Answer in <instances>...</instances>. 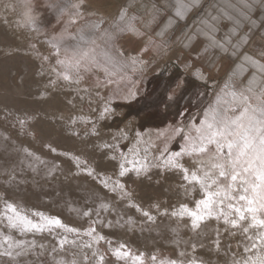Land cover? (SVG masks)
Masks as SVG:
<instances>
[{
  "label": "rangeland",
  "instance_id": "1",
  "mask_svg": "<svg viewBox=\"0 0 264 264\" xmlns=\"http://www.w3.org/2000/svg\"><path fill=\"white\" fill-rule=\"evenodd\" d=\"M151 11V1L144 4V0H0V60L1 57L22 56L36 66L22 80L23 92L17 94L26 96L25 102L9 100L6 94L14 93L0 89V94L5 93L0 95V123L18 138L29 139L35 146L64 157L71 165L69 175L91 178L116 196L118 202L126 203L150 225H156L160 215L172 217L182 204L194 208L195 203L176 205L170 195L160 193L158 198H152L150 191L162 186L161 182L169 180L167 177L173 174L178 177V185L182 184L185 189L193 186L183 179V168L195 170L198 167L194 164L196 154H187L198 142L197 128L203 131L202 122L211 121L213 115L218 119L234 118L245 108L250 114L253 109L264 108V78L258 84L247 85L232 73L228 64H219L212 53L169 50L168 42L177 39L154 36L158 23L150 18ZM23 74L15 72L16 78H12L15 86ZM65 75L69 79H64ZM55 95L73 109L49 115L55 113L48 107ZM40 118L51 122L55 128L54 134L46 140L37 128ZM0 134L10 143H17L1 130ZM10 143L0 139V183L12 182L14 178L20 180L19 170L22 175L32 178L33 173L26 170V162L14 152L20 147ZM85 143L89 152L96 154L95 159L88 151H82ZM27 150L24 156L31 162L32 154ZM174 153L181 155L173 156ZM169 157L182 168L166 164ZM103 161L114 164L113 168H101L99 163ZM121 164L129 169L124 176L119 175ZM143 165L147 166L146 170ZM35 176L37 184L43 182L52 188L55 183V177H37L34 173ZM57 177L68 180L66 175ZM142 182L147 183L145 191ZM43 183L39 185L43 186ZM169 183L173 185L172 180ZM119 184L124 185L122 190ZM195 187L193 196L197 201L203 198V193ZM27 190L28 187L24 190L13 188L8 193L0 189V264H168L173 259L185 262L195 259L202 264H214L200 256L199 249L187 253L186 257L177 256L172 248L137 249L128 240L105 234L108 229L100 224L103 216L91 211L83 225L70 224L50 207L37 205L43 201L35 198L34 202L27 196V200L22 201L17 197H23V191ZM9 203L22 216L43 225V231L11 227L7 219L11 213L6 209ZM144 212H148L151 219L144 216ZM87 213L85 210L79 214L85 216ZM74 214L68 212L71 217ZM173 217L187 219L191 224L188 216ZM50 218L59 219L66 228H49L47 220ZM207 222H214L226 232L214 240L215 243L220 241L214 246L219 252L227 250L228 245L232 260L251 256L239 247L241 242L235 234L241 231L239 228L233 229L222 219L209 218L202 224ZM242 223L246 225L247 222ZM92 229L95 231L88 235ZM252 231L255 230H250L254 236L256 231ZM35 236L55 242L56 246L52 244L50 250L54 255H66L67 260H57L44 246L31 244L28 239ZM117 249L129 255L118 257ZM16 250L20 251L19 255ZM5 251L12 255H4ZM136 256L141 259L135 261L133 257Z\"/></svg>",
  "mask_w": 264,
  "mask_h": 264
},
{
  "label": "bare ground",
  "instance_id": "2",
  "mask_svg": "<svg viewBox=\"0 0 264 264\" xmlns=\"http://www.w3.org/2000/svg\"><path fill=\"white\" fill-rule=\"evenodd\" d=\"M1 59L2 60H0V89L2 90L4 89L3 91L6 90V92L10 90L12 93H14V95L16 94L15 96L6 94V97H8L9 100L11 101L17 100L19 102L20 101L25 102L26 100L24 98H26V96L22 97L20 95L21 97H19L17 96V94H19V92L20 93L23 92L22 90L24 88V84L22 83V80L24 79L27 73L31 74L36 69V66H33L31 62L27 61L26 58L22 56L21 58L1 57ZM16 71L24 73L22 78L19 79L17 86H15L14 83L12 82V78L13 77L16 78L14 76ZM0 95L1 96L5 95V93H1ZM27 106L29 107V105ZM48 107L53 109L54 110L53 112H55V113H50L49 115L52 114L56 115V114H60V112L73 109V107L68 103L63 102L62 100L60 101V98L56 95L55 98L53 99V103L48 105ZM37 128L39 132L42 133L41 135L43 136L44 140H46L48 136H52L54 134L55 128L53 127V124L43 118H40L37 121ZM0 130L3 131V133L9 135L15 142H17V143H10L6 138H4L0 134V139L2 142H7L16 147H20L19 150H14V152H17L16 154L17 157L22 158L23 161L26 162V166H27L26 170L30 171L31 174L33 173V177L29 179L26 175H22V171L19 170L18 173L20 175V180L14 178L12 182L4 181L3 183H0V189H5L6 191H8V193L9 192L11 193L12 191L10 190L13 188L14 189L22 188L24 190V188L28 187V190L33 192V194H31V192L29 193L27 190V191H23L25 192L24 193L25 195L22 194L24 195L23 197L22 196H17V197H20L22 201H25L26 196L31 198L32 200L36 198L37 200H39V202L43 201L42 204H37L38 202L36 204L41 208L50 207L51 210H53L52 212L61 214L64 219L70 222V224L74 223L77 225H83L82 224L83 221L87 219V217H90L89 216L90 211L92 212V214L94 213L97 216L101 215L103 217L101 218L100 224L102 228L106 227L108 229V231L106 230L105 234H109L110 237L112 236V238H116L118 240H123V241L128 240L137 249L157 251L163 247L172 248L175 249L176 255L179 257H186L187 253L190 254L193 250L199 249V255L203 256L205 259L212 261L214 264H224L225 263L224 260L227 261L228 264H233L234 261L232 260L233 255H231L232 253L230 252L228 245H227V250H222L221 252H219L214 247L217 245V242L215 243L214 240L218 238L220 234L222 235L226 233L225 231H223V229H219L214 222L204 223L202 224V226H200V228L194 230L192 229L191 224L188 222L187 219L177 220L173 216L167 217L160 215V218L156 223V225H150L146 221V218L139 216L138 212L135 209L134 210L131 209L130 207H128L126 203L122 201L118 202V200H116V196H114L112 193L108 192L107 189L101 187L96 182L91 180V178H88L85 175L83 176L80 175L81 177L80 176L78 177V175L77 176L69 175V172L71 170L70 169L71 165L68 164L67 160L64 157L54 154L51 151H47L44 148L35 146L34 143L29 139L18 138L16 135L13 134L11 130L3 126L1 123H0ZM24 149L25 150L28 149L27 151H29L32 154L31 155L32 163L29 162L27 159H25L26 156H24L25 155ZM83 149L89 152L86 143L84 148H82V151ZM95 155L96 154L92 155V153L89 152V156H91L93 159H95ZM15 164L20 168L18 162H15ZM42 166H43V170L41 171L40 167ZM99 166L101 168L104 167L106 169L108 168L112 169L114 164L105 163L103 161L99 163ZM34 173L37 174V177H42V176L48 178L55 177V181H53L55 182L53 183V187L52 188L47 187L46 185H44L43 182H42L43 186H40L42 183L41 184L39 183L40 185L37 184L35 181L36 176L34 177ZM58 175L61 176L66 175L65 178H68V180L67 181L63 179L60 180L57 177ZM176 178L178 177H176V175L174 174L171 177H167V179L169 180L167 181L163 180L161 182L162 186L157 188L155 187L154 190L155 192L150 191L149 193L150 196L152 198H158L160 193L161 194L166 193L167 195H170L171 201L176 203V205L182 202H189L191 205H193L195 203V197L193 195L195 189L197 188L194 186H190V187L188 186L189 188L186 187L187 189H185V187H182V184L178 185L177 182L179 181ZM170 180H172L173 185L169 183ZM21 181H24V184L21 183ZM146 185H147L146 182L141 183L143 191L146 190L145 188ZM49 198H54L56 200H52V199L48 200ZM31 199H28V201ZM22 201L20 202L22 203ZM61 207L64 208V211ZM85 210H88V213L85 216L84 215L80 216L79 213ZM68 212L69 214L70 213L73 214L75 213V214L71 217L68 215ZM158 212H160V210H158ZM141 219H144V221L141 222ZM141 223H143V225L142 228L139 229L138 227L140 226ZM102 228L100 227L99 230L102 231ZM7 233L8 232H6V234ZM10 234H8V236ZM235 234H237V237L241 242V245L239 247H241L242 248L241 250L244 253H246L244 251L245 245H248L250 247L252 243V241L247 239V236H252V235L250 234V232L248 234H244L242 231H239L238 233ZM28 240L30 241L31 244H36V245L39 244L40 246H44L49 255L51 256L54 255V253L52 252V250H50L49 247H51L52 244H54L53 247L56 245L55 242L54 243L51 242L50 239L42 238V236L41 237L35 236V237H30ZM22 242L25 243V241ZM15 243L18 244V241H16ZM193 246H195V248H193ZM220 246L222 247L224 246V244ZM182 252L185 253L184 256L180 255V253ZM246 254L251 255L253 258L258 256H264V249L258 247L255 250L247 252ZM54 256L55 258H57V260L60 259L62 262L67 260L66 255H61V256L54 255ZM111 264L114 263L111 262Z\"/></svg>",
  "mask_w": 264,
  "mask_h": 264
},
{
  "label": "snow or ice",
  "instance_id": "3",
  "mask_svg": "<svg viewBox=\"0 0 264 264\" xmlns=\"http://www.w3.org/2000/svg\"><path fill=\"white\" fill-rule=\"evenodd\" d=\"M64 79H69L67 75ZM259 113L257 115L256 113ZM202 128H197L200 134L198 142L191 146L188 155L196 154L194 164L198 165L195 170L183 168V179L194 187L198 186L203 193V198L195 201V207L189 208L182 204L179 211H174L173 216L191 218L192 229L200 228L201 224L213 218L223 220L226 225L233 229L239 228L244 234L255 230L254 236H247L252 241L251 246L245 245L244 251L250 252L260 247L264 249V108L253 109L252 113L245 108L240 115L234 118L212 116L211 121L202 122ZM174 153L173 156H180ZM166 164L173 168H182L178 162L169 157ZM145 170L146 165L142 166ZM120 176H124L129 169L124 164L120 165ZM140 169H137L139 172ZM107 187V183H104ZM122 190L124 185L119 184ZM115 190V188L113 189ZM7 216L11 227H21L22 231H43L44 226L34 223L26 216H22L13 204L6 205ZM149 216L148 212L143 213ZM242 222H247L246 225ZM48 227L66 228L59 219H48ZM68 231L76 229L67 228ZM92 229L87 234L91 235ZM10 239V238H9ZM103 239V237H100ZM64 243V241H62ZM219 241H217V246ZM90 247V245H85ZM9 247H12L9 244ZM123 247V246H121ZM195 248V246H193ZM4 255L12 253L5 251ZM20 253H17L19 255ZM118 257L128 256V252L116 250ZM184 256L185 253H180ZM102 260L103 257H100ZM135 261L140 256L133 257ZM153 261L156 257H152ZM168 264H202L195 259L185 261L170 260ZM233 264H264V256L252 257Z\"/></svg>",
  "mask_w": 264,
  "mask_h": 264
},
{
  "label": "crops",
  "instance_id": "4",
  "mask_svg": "<svg viewBox=\"0 0 264 264\" xmlns=\"http://www.w3.org/2000/svg\"><path fill=\"white\" fill-rule=\"evenodd\" d=\"M169 50L209 52L247 85L264 78V0H144Z\"/></svg>",
  "mask_w": 264,
  "mask_h": 264
}]
</instances>
